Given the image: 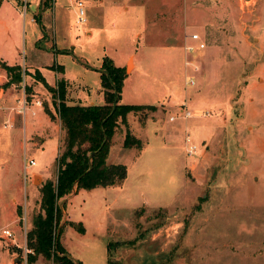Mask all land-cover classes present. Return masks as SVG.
Masks as SVG:
<instances>
[{"label": "rangeland", "instance_id": "374dc122", "mask_svg": "<svg viewBox=\"0 0 264 264\" xmlns=\"http://www.w3.org/2000/svg\"><path fill=\"white\" fill-rule=\"evenodd\" d=\"M76 1L43 0V12L34 11L40 22L30 21L36 1L24 18L12 0L1 1L0 60L26 72L20 83L5 85L0 67V88L13 87L20 96L26 84L55 111L51 92L27 67H42L54 86L45 65L58 63L66 99L87 103L76 96L98 98L102 58L124 66L132 53L121 103L155 109L127 115L141 149L122 146L124 126L113 139L108 160L126 165L123 184L107 187L105 199L79 191L69 212L75 221L63 215L59 241L68 255L82 264H108L107 243L118 241L110 251L119 264H264V0H112L107 19L96 3L81 0V24ZM192 33L205 47L186 54ZM34 109L24 126L0 117V264H12L13 257L14 264H55L41 256L26 261V231L47 180L35 173L31 181V174L55 180L59 153L55 128L42 107ZM46 131L36 146L40 136H31ZM186 135L197 148L192 156ZM25 158L35 161L26 176ZM79 223L88 225L85 233Z\"/></svg>", "mask_w": 264, "mask_h": 264}, {"label": "trees", "instance_id": "16d2710c", "mask_svg": "<svg viewBox=\"0 0 264 264\" xmlns=\"http://www.w3.org/2000/svg\"><path fill=\"white\" fill-rule=\"evenodd\" d=\"M0 67L7 77L5 85L20 83L22 72H26L22 71L20 64L10 65L1 60ZM50 68L60 73L64 71L63 66L59 64H52ZM126 76L125 67L116 65L110 57L104 56L99 70L103 103L82 104L68 102L67 82L63 76L54 86H48L39 70H34V77L51 92L61 134L59 153L55 158L56 178L47 179L40 186L39 210L33 214L31 226L26 231L28 263L41 256L51 259L55 264H82L69 256L59 241L60 228L66 222L63 220L62 201L79 189L121 186L127 176V167L122 163L109 162L108 156L113 139L124 126L122 146L141 149V140L128 128L127 115L133 112L144 116L146 114L143 112L144 109H155V105L120 102ZM24 91L29 99L31 87L25 84ZM44 109L52 120L56 119L48 108ZM18 213H21L20 210ZM79 229H83L81 224ZM117 243L118 241L107 243L108 264H119L110 251Z\"/></svg>", "mask_w": 264, "mask_h": 264}, {"label": "crops", "instance_id": "0c3cea01", "mask_svg": "<svg viewBox=\"0 0 264 264\" xmlns=\"http://www.w3.org/2000/svg\"><path fill=\"white\" fill-rule=\"evenodd\" d=\"M3 1V0H2ZM92 2H94V3H96L97 5H96V7L97 8H99V9H101L102 10V12H106L107 14H105L104 15V18L105 19H107V16H110L112 13H113V11L115 10V5H114V1H112V0H91ZM41 3H43V0H41L39 3H37L35 6H34V9L31 11L32 12V16H35V21H41L42 20V15H38V17H37V14L36 13H34V11H36V8H37V10L38 11H42L43 12V9L45 8V7H43L42 5H44V4H41ZM16 9V8H15ZM40 9V10H39ZM121 10H123V11H128L129 10V7L128 6H126V5H124V6H121ZM18 11V10H17ZM30 15V16H31ZM89 33V32H88ZM44 41H47V40H44ZM132 57V69L128 72L127 71V69H126V64H127V61H128V59L129 58H131ZM112 59V58H111ZM134 57H133V54L132 53H128V55H127V59H126V63H125V65L123 66V67H125V70H126V73H127V76H126V78L130 75V73H131V71L133 70V68H134ZM1 61H4V60H1ZM114 62V61H113ZM115 63V62H114ZM8 64V63H7ZM14 64H20V63H14ZM56 64H58V63H56ZM116 64V63H115ZM10 65H13V64H10ZM52 65V64H51ZM51 65H45V66H48V67H50ZM59 65H62V64H59ZM117 65V64H116ZM63 66V69H64V65H62ZM118 66H121V65H118ZM22 68L24 69V67H23V65H22ZM2 69V68H1ZM35 69H38L39 70V72L41 73V75L44 77V79L48 82V80H47V78H46V76L44 75V69L41 67V69L40 68H38L37 66H36V64H33V65H30V68H28L27 67V70L28 71H31V70H35ZM52 70V69H51ZM4 71V70H3ZM53 72H54V74H55V79H56V81L61 77V76H63L64 77V73H60V72H56V71H54V70H52ZM65 72V71H64ZM5 73V72H4ZM65 78V77H64ZM125 78V79H126ZM67 82V81H66ZM49 83V82H48ZM53 83V82H52ZM56 83V82H55ZM51 84V83H50ZM67 84H68V82H67ZM14 86V85H13ZM0 90H1V92H0V117H5V121H7L6 123H11V124H13V126H24L25 124H26V122H25V118L27 117V115H28V113H29V115L30 116H35L36 115V112H35V114L34 115H32L30 112H27L24 116H19V114L17 115V113L15 112V110L12 108V107H15L16 106V104H17V99H19L20 97H21V95L19 96V93L17 94L16 92H15V90H14V88L12 87V88H8L7 90H4L3 88H2V86H1V88H0ZM22 91H23V89H22ZM79 93H80V91H79ZM79 93H78V95L76 96V97H79L80 99H84V100H88L87 101V103H85V102H82V104H102L103 103V95H102V93L99 91V94L97 95L98 96V98L97 99H91V97L89 96V95H83V92L81 91V93H80V95H79ZM5 95V98L4 99H2V97ZM66 96H67V93H66ZM93 98V97H92ZM30 101H32V100H34V99H39L40 101H41V103H42V99L40 98V96L36 93V92H32L31 94H30ZM69 100V99H68ZM68 102H70V101H68ZM120 102H121V100H120ZM70 103H77V102H70ZM81 103V102H80ZM10 104H14V105H12V107H10L11 105ZM36 105H34V104H31L30 103V107H31V109H33L34 111H35V109H34V107H35ZM36 107H42L43 109H44V106H43V104L42 105H40V106H36ZM168 109V112H169V114L171 113V111L172 110H170L169 108H167ZM180 109H182V106H180ZM51 112H52V114L55 116V120L56 121H54V120H52L50 117H49V115L46 113V111H45V109H44V112H45V115H46V117H47V120H48V122L53 126V128H55V131H56V133L58 134V144H57V146L59 147V140H60V134H61V128H60V125H59V120H58V116H57V114H56V112L55 111H52V110H50ZM169 118V117H168ZM173 118H175L174 116H173ZM48 135H50L49 134V131H46V132H42V133H39V134H33L32 136H31V138L30 139H32V137H34V136H40V139H39V145H36V146H40V145H42L43 144V142L45 141V139H46V137L48 136ZM35 143L36 142H34V141H31V144H33V145H35ZM127 149H130V148H127ZM58 150V149H57ZM58 152V151H57ZM57 156V155H56ZM56 158V157H55ZM32 167V166H31ZM35 173H38L39 175H41L44 179H52L51 177H50V175L49 176H47V175H43L41 172H36V171H33L32 172V174H31V181L33 180V176H34V174ZM127 175H128V171H127ZM55 178H56V174H55ZM126 178H127V176H126ZM126 180V179H125ZM38 191V190H37ZM79 191H80V193H81V196L83 197V196H85V197H90L91 196V193H94L95 192V194L96 193H98V196H100V198H106V195H107V193H108V191H109V189L107 188V187H95V188H92V189H79L78 191H76L75 193H72L71 195H69L65 200H63L62 201V203H64L63 204V206H62V212H63V215H64V217L66 218V220H69V221H75L74 219H69V217L71 216V214L69 213V212H71V213H73L75 210H76V208H77V202L75 201V197L77 196V194L79 193ZM83 191V192H82ZM39 197H40V193H39ZM73 199H74V201H73ZM14 201V203H16V202H18V200L16 201V199H14L13 200ZM74 202V203H73ZM83 202L85 203V204H87L86 202H85V199L83 200ZM106 202V201H105ZM69 203V211H67V208H66V205ZM81 205L83 206V204H80L79 206L81 207ZM82 209V208H81ZM80 213H82V215H83V212H81L80 211ZM84 222V221H83ZM85 224V225H84ZM83 232L85 233L86 231H87V229H88V225L86 224V223H83ZM109 226H107V228H108ZM26 237V236H25ZM26 240V239H25ZM25 244H26V241H25ZM18 245H19V243H18ZM65 247V246H64ZM66 249V248H65ZM37 259H39V258H37ZM17 259L15 258V257H13V261H12V264H14V261H16Z\"/></svg>", "mask_w": 264, "mask_h": 264}, {"label": "built area", "instance_id": "2783aa9c", "mask_svg": "<svg viewBox=\"0 0 264 264\" xmlns=\"http://www.w3.org/2000/svg\"><path fill=\"white\" fill-rule=\"evenodd\" d=\"M12 1L14 3L15 8L18 10V12L20 14H22V16L24 18L26 16V12L28 11V6H29L30 0H12ZM34 1H36V3H39L41 0H34ZM76 5L78 7L76 23L81 24V23L85 22V20H86L84 17L85 12L83 9V2L81 0H77ZM30 21H35V17L30 16ZM204 47H205V43L203 41H201L200 35L198 33H192V34L188 35V41H186L184 44V52L186 54H192L193 52H195L197 50L203 49ZM186 63L190 64L189 61H186ZM189 84H191V85L194 84V80L192 78L189 79ZM30 103L34 104L36 106L42 105V103L39 99H34V100L30 101V99H28V97L24 91V87H23L21 97L19 99H17L16 106L12 107V108L20 116H24L27 112H30L32 115H34L35 111L33 109H31ZM183 114H184V116H188L189 112L184 111ZM170 119L172 120L173 117H171ZM185 141H186L185 142L186 154L188 156H192L196 152V149H197L196 145L194 143H189V142H191L189 135H186ZM34 165H35V161L32 158H25L24 159V161H23V172H24L25 176H26L27 169L31 166H34ZM2 233L5 234L6 236H13L12 231H10L8 228H3ZM28 250L29 249L27 248V246L25 244V253H27Z\"/></svg>", "mask_w": 264, "mask_h": 264}, {"label": "bare ground", "instance_id": "6f19581e", "mask_svg": "<svg viewBox=\"0 0 264 264\" xmlns=\"http://www.w3.org/2000/svg\"><path fill=\"white\" fill-rule=\"evenodd\" d=\"M130 64H131V62L129 61V63H128V67H130Z\"/></svg>", "mask_w": 264, "mask_h": 264}, {"label": "water", "instance_id": "95a60500", "mask_svg": "<svg viewBox=\"0 0 264 264\" xmlns=\"http://www.w3.org/2000/svg\"><path fill=\"white\" fill-rule=\"evenodd\" d=\"M17 261H18V259H17Z\"/></svg>", "mask_w": 264, "mask_h": 264}]
</instances>
